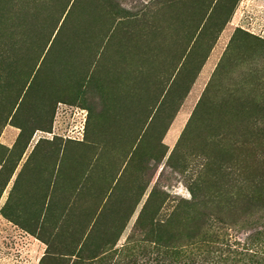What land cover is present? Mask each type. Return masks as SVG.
<instances>
[{"label": "rangeland", "instance_id": "obj_1", "mask_svg": "<svg viewBox=\"0 0 264 264\" xmlns=\"http://www.w3.org/2000/svg\"><path fill=\"white\" fill-rule=\"evenodd\" d=\"M152 221L264 256V0H0V264Z\"/></svg>", "mask_w": 264, "mask_h": 264}, {"label": "trees", "instance_id": "obj_2", "mask_svg": "<svg viewBox=\"0 0 264 264\" xmlns=\"http://www.w3.org/2000/svg\"><path fill=\"white\" fill-rule=\"evenodd\" d=\"M190 194L191 201H182V208L194 207L196 196L192 190ZM142 211L136 226L140 224ZM165 226L152 221L142 239L139 238V233L133 232L127 238L126 244L117 252L116 260L109 259L106 253L99 249L85 251L82 249L68 254L69 260L71 259L69 262L70 264H264L263 255L249 248L245 243L232 241L228 236L222 240L217 239L220 246L207 258L186 251L177 252L171 248L173 237H166L162 233ZM146 245L150 247L147 248Z\"/></svg>", "mask_w": 264, "mask_h": 264}]
</instances>
